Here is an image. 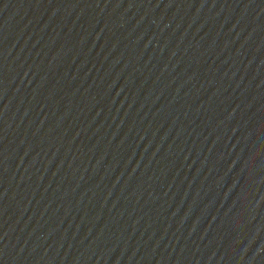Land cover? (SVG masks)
Instances as JSON below:
<instances>
[{"label": "water", "instance_id": "95a60500", "mask_svg": "<svg viewBox=\"0 0 264 264\" xmlns=\"http://www.w3.org/2000/svg\"><path fill=\"white\" fill-rule=\"evenodd\" d=\"M0 264H264V0H0Z\"/></svg>", "mask_w": 264, "mask_h": 264}]
</instances>
